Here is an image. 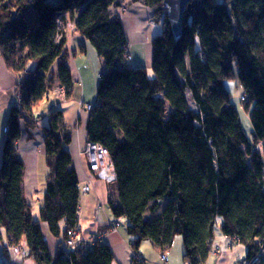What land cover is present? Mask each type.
Instances as JSON below:
<instances>
[{"label": "trees", "instance_id": "1", "mask_svg": "<svg viewBox=\"0 0 264 264\" xmlns=\"http://www.w3.org/2000/svg\"><path fill=\"white\" fill-rule=\"evenodd\" d=\"M163 1L127 4L150 9L151 20L162 26L151 40L148 79L143 68L123 59L126 39L112 13L126 7L122 0H0V58L17 91L2 147L0 242L24 243L34 264L112 262L109 247L98 241L75 248L66 259L60 251L52 258L42 237L41 222L55 237L63 225V240L78 222V180L65 149L69 138L58 135L60 111L49 112V126L41 128L48 175L38 220L22 193L15 144L23 129L35 126V110L49 94L61 87L68 96L72 88L62 34L66 18L104 66L86 136L109 155L116 179L107 207L114 219L126 221L131 248L149 241L164 252L179 236L184 262L205 264L217 219L220 234L246 249L245 259L264 243V0L190 1L177 40ZM235 77L249 111L251 141L224 88ZM159 201L166 203L157 213ZM1 253L7 257L6 246ZM263 263L264 252L257 264Z\"/></svg>", "mask_w": 264, "mask_h": 264}, {"label": "crops", "instance_id": "2", "mask_svg": "<svg viewBox=\"0 0 264 264\" xmlns=\"http://www.w3.org/2000/svg\"><path fill=\"white\" fill-rule=\"evenodd\" d=\"M129 0H122L125 8L112 9V13L120 18L122 31L126 39V52L130 56L129 65L133 68H143L150 79L152 46L151 40L162 31L160 23L151 20V11L140 4H128ZM65 36V47L69 53L68 68L72 79V88L66 102H60L54 94H49L46 102L40 104L42 108L36 114L37 120L33 128L23 129L20 139L16 142V154L23 164L22 193L30 206L34 220L39 219V209L43 205L46 189L48 168L43 149L42 127H48V114L51 111H60L62 114L58 135L68 137L69 142L65 149L71 156V166L78 180L80 194L78 203V240L82 243H91L93 240L109 247L112 254L111 264H133L134 255L141 260L140 264H186L183 260L182 240L175 238L169 249L160 252L149 241L141 242L136 251L131 248V238L128 236L124 219H114L107 207L110 184L97 179L88 170V163L82 152L86 136L87 114L78 103L93 105L96 86L104 72L102 61L94 48L80 36L71 32L66 22L62 26ZM84 44V53L78 52V47ZM16 78L9 72L0 58V166L2 161V147L4 143V128L10 108L16 103ZM37 110H35L36 112ZM30 137V138H28ZM89 186L87 194H82V188ZM42 237L49 255L53 258L63 244V225L59 224L58 237L53 236L45 222L40 223ZM8 246L6 240L0 242V264H7L1 253L2 247ZM22 252L10 264H34ZM165 255L167 261L161 259ZM11 258V257H10ZM246 258V249L231 238L222 236L219 230L215 231L212 251L205 264H236ZM16 261V262H15Z\"/></svg>", "mask_w": 264, "mask_h": 264}, {"label": "built area", "instance_id": "3", "mask_svg": "<svg viewBox=\"0 0 264 264\" xmlns=\"http://www.w3.org/2000/svg\"><path fill=\"white\" fill-rule=\"evenodd\" d=\"M70 29L73 30L72 24L70 25ZM123 58L126 61L130 59L128 55H124ZM54 92L56 93V96L59 100L65 101L66 95L64 88L61 87L57 88ZM15 105L17 106L16 103ZM79 107L82 108L83 111L88 113L91 110L92 106L90 104L79 102ZM6 132H7V128L4 129V133ZM259 148L260 149L263 148V144L260 143ZM82 154L88 163V170L92 172L97 179L103 181L106 184H111L115 181L116 176L114 173L113 165L111 163L107 151L103 148L102 145H100L97 142L87 141L84 145ZM81 191L82 194H87L89 191V186L87 185L84 186ZM77 235L78 233L76 229L74 228L67 229L63 240L62 248L60 249L62 258L66 259L69 252L77 247L83 246L89 248V246L91 245L80 242L77 238ZM10 250H11V258L13 260H15V258L22 252L21 245L12 246ZM23 252L25 254V249H23ZM263 252H264V243L260 246V249L255 256L249 259H244L243 261H240L236 264H257ZM134 256L139 261L141 260V258L137 254H135ZM161 258L164 262L167 261V258L164 254L161 255ZM7 264H10V262L7 261Z\"/></svg>", "mask_w": 264, "mask_h": 264}, {"label": "rangeland", "instance_id": "4", "mask_svg": "<svg viewBox=\"0 0 264 264\" xmlns=\"http://www.w3.org/2000/svg\"><path fill=\"white\" fill-rule=\"evenodd\" d=\"M200 48L199 46V42L198 40L196 41V49L198 50ZM153 78V73H150V79ZM224 88L229 92L230 94V103L231 105L236 109L237 111V114H238V118H239V122H240V126H241V129H242V132L243 134L245 135V137L251 141V138H252V124H251V121H250V118H249V111L244 107L243 103L241 102V97L243 96V91H242V88L241 86L239 85L238 81H237V78H232V79H229V80H226L224 82ZM161 96V94H160ZM186 98L188 99V101L190 102L191 104V101H190V96L188 94V92H186ZM44 102H46V100H44ZM43 102V104H44ZM43 104L41 105L40 108H42ZM40 108L37 109L36 111V114H38ZM248 109H252V107H249ZM168 112V107L166 105V113ZM264 175V174H263ZM165 201H159V207H158V210H157V213H159L164 205H165ZM219 219L216 220V224H215V231L218 230V225H219ZM74 229L77 230V233L79 234V228L78 226L77 227H73ZM69 229H72V228H69ZM77 238H78V235H77ZM179 238L180 240H182L179 236L177 237ZM233 240V239H232ZM234 241V240H233ZM95 241L93 240L92 244L94 243ZM87 243V242H85ZM88 245L91 244V243H87ZM91 244V245H92ZM90 245V246H91ZM62 248V246L60 247V249ZM59 249V251H60ZM74 250V249H73ZM72 250V251H73ZM71 252V251H70ZM69 252V253H70ZM28 253H29V249L28 248H25V257L28 256ZM9 254L11 255V250L8 251V254H7V257H6V260L11 262V261H14L12 258L9 257ZM28 258V257H27ZM162 259V258H161ZM134 260H138L135 256H134ZM163 261V260H162ZM16 262V261H15ZM166 262V261H165ZM264 264V263H263Z\"/></svg>", "mask_w": 264, "mask_h": 264}, {"label": "water", "instance_id": "5", "mask_svg": "<svg viewBox=\"0 0 264 264\" xmlns=\"http://www.w3.org/2000/svg\"><path fill=\"white\" fill-rule=\"evenodd\" d=\"M194 0H164L166 17L174 39H179L182 30V18L188 2Z\"/></svg>", "mask_w": 264, "mask_h": 264}, {"label": "bare ground", "instance_id": "6", "mask_svg": "<svg viewBox=\"0 0 264 264\" xmlns=\"http://www.w3.org/2000/svg\"><path fill=\"white\" fill-rule=\"evenodd\" d=\"M71 32H73V31L71 30ZM124 55H128L127 52H126V54H124ZM124 55H123V57H124ZM128 56H129V55H128ZM129 57H130V56H129ZM123 59H124V58H123ZM129 60H130V59H129ZM129 60H127V61L125 60V61L128 62V64H129ZM56 89H57V88H56ZM56 89H55V90H56ZM55 90H54V91H55ZM54 91H53L52 94H54V97H55L58 101H60V102H66V101H67V97H68V96L66 95V93H65V95H66V99H65V101H61V100H59V99L57 98L56 93H55ZM241 100H243V97H241ZM78 106H79V103H78ZM91 106H92V105H91ZM79 108H80V107H79ZM81 109H82V108H81ZM82 110H83V109H82ZM84 112H85V111H84ZM89 112H90V111H89ZM89 112H88V113H89ZM88 113H86V114L88 115ZM5 128H7V127H5ZM5 128H4V129H5ZM6 133H7V132H6ZM6 133H5V134H6ZM111 184H112V183H111ZM111 184H110V185H111ZM17 245H21V246H22V245H25V244L21 242V243H19V244H17ZM12 246H15V245H8V246H7V250L10 251V248H11ZM9 257H11L10 254H9Z\"/></svg>", "mask_w": 264, "mask_h": 264}]
</instances>
